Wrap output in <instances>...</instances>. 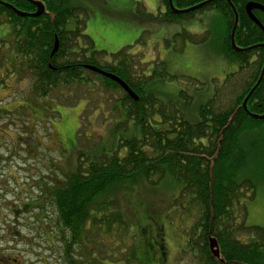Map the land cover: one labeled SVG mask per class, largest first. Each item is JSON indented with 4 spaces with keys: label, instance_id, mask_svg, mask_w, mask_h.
Masks as SVG:
<instances>
[{
    "label": "rangeland",
    "instance_id": "1",
    "mask_svg": "<svg viewBox=\"0 0 264 264\" xmlns=\"http://www.w3.org/2000/svg\"><path fill=\"white\" fill-rule=\"evenodd\" d=\"M69 4L77 14L70 18L65 29L71 31L76 21H84L83 35L91 39L102 63L117 59L113 54L125 48L129 51L132 48L131 52L148 64L149 72L154 67L153 62L163 63L166 74L177 79L163 78L147 89L154 91L161 101H174L180 91H187L193 103L187 110L180 102V109L192 119L196 118L198 108L212 97L215 87L223 83L224 77L238 69L236 62L224 56V20L215 9L196 14L188 21L164 24L143 14V7L152 16L163 13L160 0H69ZM183 34L198 39L190 41L181 37ZM175 35L176 40L166 42ZM15 41L14 26L2 25L0 205L3 208H0V236H6L8 229H15L13 215L7 208L15 207L13 201L20 196L42 211L46 207V216L51 222L57 219L53 202H44L48 200V193H40V188L32 185L34 181L49 175L52 189L53 183L59 184L64 175L68 177L76 172L80 160L85 161V166L95 156L116 153L124 157L127 151L122 146L123 140L141 137L134 120L127 116L126 109L118 101L122 92L106 89L98 78L87 75L89 81L58 89L48 97H37L29 88L26 69L16 59ZM174 44L176 53L172 49ZM78 45L84 47L82 42ZM161 68L158 66L159 71ZM193 81H198V85L193 86ZM239 146L244 163L237 182L249 181L254 192L252 198L248 193L240 198V204L246 208L242 224L264 231V124L242 133ZM180 189L170 180L155 186L138 181L111 189L105 195L109 197L104 205L109 222L99 234L92 233L94 240L99 238L96 244L87 240L83 251V248L76 250L78 259L84 264H137L130 257L132 249L139 264H202L198 254L195 256L185 247L194 218L186 212V203L182 206L175 202L180 197ZM104 200L99 198L94 210ZM35 216L39 217L38 210L19 216V248L25 251L22 259L26 263L34 260L35 252L34 248L33 254L27 249V241L31 240L38 251L48 250L42 229L34 223ZM236 222L239 224L240 220ZM99 227L93 226L92 231ZM240 233L236 234L237 240L243 244L257 241L255 234ZM260 252L259 264H264V246ZM164 254L166 260L162 257ZM49 256L54 260L55 253Z\"/></svg>",
    "mask_w": 264,
    "mask_h": 264
},
{
    "label": "trees",
    "instance_id": "2",
    "mask_svg": "<svg viewBox=\"0 0 264 264\" xmlns=\"http://www.w3.org/2000/svg\"><path fill=\"white\" fill-rule=\"evenodd\" d=\"M33 1L43 4L45 9L37 18L18 17L0 4V27L11 24L15 28V55L19 65L26 69L30 90L39 98L48 97L58 89L89 81L87 75L98 78L106 89L122 92L118 101L141 133L139 139L123 140L122 146L127 151L124 157L116 153L95 156L85 166V161L80 160L76 172L68 177L63 174L64 179L59 184L53 183L52 189L53 181L49 175L32 183L40 188V193H48V200L44 199V202H53L55 206L57 219L54 221L62 229L60 242H65L64 249L60 247L63 256L70 254L67 253L68 249L72 251L71 245L68 246V236L73 237V244L80 245L83 238L84 242H98L99 238L94 240L92 233L99 234L104 229L103 225L109 222L104 214V205L109 197L105 195L111 189L138 181H146L155 186L161 181L170 180L172 184L181 187L180 197L175 202L182 206L186 203V209H183L194 218L193 227L185 241L188 251L196 252L202 264H259L264 231L258 227L243 226L246 208L240 204L244 194H250L251 198L254 196L253 185L249 181L237 182L244 163L239 146L240 137L242 133L256 130L264 124V120L250 117V114L264 115V77L248 99L246 111L242 108L264 66V49L247 50L252 44L264 42V34L254 29L258 32H250V39L246 41L240 31L243 23L249 31L243 5L248 0H229L231 6L226 0H216L181 14L171 12L169 0H161L164 11L157 16L143 9L146 17L168 23L191 20L196 14L209 9L217 10L224 20V50L230 59L239 62L241 76H225L221 86L215 87L212 97L198 108L194 119L180 109V102L185 109L193 103L187 91H180L174 101H161L154 91L147 89L163 78L177 79L166 74L163 63L153 62L154 67L149 72L148 64H143L140 57L131 52L132 48L130 51L121 49L113 54L117 59L102 63L100 53L93 49L91 39L83 35L84 21H76L71 31L65 29L70 18L77 14L69 0ZM206 1L209 0H171L174 9L179 11ZM0 2L20 12H35V6L26 0ZM235 17L238 22L234 43L246 51L235 52L231 47L230 36ZM181 37L190 41L198 39L190 34ZM173 40H176V35L169 41ZM55 41L58 49L51 56ZM79 42L84 44L83 48H80ZM172 49L176 52V44ZM87 66L118 77L136 94L138 100L133 101L118 84L89 71ZM158 66L163 68L159 71ZM193 82V86L198 85V81ZM101 197L105 198L104 202L99 203V208L94 210ZM17 198L20 199L13 201L15 207H8L12 215L14 211L15 216H21L31 210H38L40 217H47L46 207L42 211L21 196ZM237 220H240L239 224ZM97 225L99 229L92 231V227ZM239 230L255 234L257 241L241 243L236 235L241 234ZM210 239L217 241L220 252L218 259L210 251ZM130 257L139 264L132 249Z\"/></svg>",
    "mask_w": 264,
    "mask_h": 264
},
{
    "label": "flooded vegetation",
    "instance_id": "3",
    "mask_svg": "<svg viewBox=\"0 0 264 264\" xmlns=\"http://www.w3.org/2000/svg\"><path fill=\"white\" fill-rule=\"evenodd\" d=\"M226 2L231 6V3L229 0H226ZM248 4H254V5H259L261 7H264V0H248L247 2L243 3L244 13L246 16L245 21H246L247 26H249V27H247L249 29V31H247L246 27L244 26V23H243V25L240 24L242 26V27L240 26L241 27L240 31L242 33V36H244V39H246V41H248L250 39V37H249L250 32L256 33L258 31H260L264 34V11H262L261 9H257V8H254L250 11V14L252 15V17H254V19H256L257 22L259 23V25H258L251 19L250 14L247 12L246 6ZM237 22H238V20H237ZM254 29H257L258 31L257 30L255 31ZM234 33H235V31H234ZM231 34H232V31H231ZM230 39H231V36H230ZM261 45H264V42L255 43V44H252L248 47L252 48V49H254L253 47L261 48V47H259ZM239 49H242V48H239ZM262 49H264V48H262ZM223 52H224L225 58L228 61L236 62L238 64V69L235 72L227 74L226 76H241V74L239 72V62L234 60V59H230L226 55V52L224 50V42H223ZM235 52H241V51H235ZM217 87H219V86H217ZM0 208H3V206L0 205ZM7 209H9V208H7ZM33 220H34V223H38L39 227L42 229L43 237L46 241L45 247H48V250L39 249V251H38L36 249L37 247L35 246V244L31 240L29 242L27 241L26 242L27 249L32 254H33V248L35 249L34 260H33V258L29 259L28 263L23 261L22 253H24L25 251L20 250V248H19L20 242H21V240H20L21 232L19 230L20 218H19V216H15V211H14L13 217H12V222L14 223V227L16 226L15 229H12V230L8 229L6 236H0V264H63L64 260H65V264H84L83 262H81L78 259V254L76 251V250H80L81 248H83L82 251L84 250V238L81 239V242L79 245V243L73 244L72 243L73 237L68 236V238H67L68 246L71 245L72 251L70 249H68L67 253H70V254L68 256H66V255L63 256L61 249H64V246H65L64 243L65 242L64 241L60 242V239H59L60 235H61L60 231L62 230L61 227L57 226L55 221L51 222L50 218L48 219L47 217H40V216L34 217ZM66 235H69V234L66 233ZM163 242L164 241L162 240L161 244ZM40 245H41V243H39V246ZM41 247H42V245H41ZM60 247H61V249H60ZM161 248H162V250H165L163 245H161ZM93 249L95 250L94 247H93ZM51 253H55V257H54L55 261L53 260L52 257L49 256ZM81 255L83 256L82 252H81ZM165 256L166 255L164 254L162 257L165 258V260H166ZM195 256H197L196 252H195ZM150 257H152V259H153V255L152 256L150 255ZM156 258H158V256Z\"/></svg>",
    "mask_w": 264,
    "mask_h": 264
},
{
    "label": "water",
    "instance_id": "4",
    "mask_svg": "<svg viewBox=\"0 0 264 264\" xmlns=\"http://www.w3.org/2000/svg\"><path fill=\"white\" fill-rule=\"evenodd\" d=\"M27 2L33 4L35 6V12L32 13V14H29V13H24V12H20L18 10H16L14 7L8 5V4H4L2 2H0L1 5L5 6L6 8H9L10 10H12V12L18 16V17H21V18H27V17H30V18H37L39 16H41L44 12H45V9H44V5L39 3V2H34L33 0H26ZM213 1H216V0H209V1H206V2H203L193 8H190L188 10H185V11H179V10H176L174 9L173 5H172V2L171 0H169V7H170V10L173 14H181V13H186L188 11H193V10H196V9H199L200 7H203L204 5H207ZM254 8H257V9H261L262 11H264V7H261L259 5H254V4H248L246 6V9H247V12L250 14V11ZM236 16V14H235ZM251 16V19L259 25V23L257 22L256 19H254V17H252V15L250 14ZM236 26H237V17H235V24H234V27H233V30H232V34H231V46L233 48V50L235 51H246V50H243V49H239L238 47L235 46V43H234V31L236 29ZM261 48H264V45H261L259 46ZM255 48V47H253ZM58 49V43L57 41H55V44H54V48H53V51L51 52V56H53L56 51ZM252 48H249L247 50H250ZM87 69L91 72H94L96 74H99L100 76H103L111 81H113L114 83L118 84L120 86V88L133 100V101H137L138 100V97L136 96V94H134L130 88L122 81L120 80L118 77L112 75V74H108V73H105L103 72L102 70H100L99 68H96V67H90V66H87ZM264 77V66H263V69H262V72H261V75L256 83V85L252 88L251 92L249 93V95L246 97V99L244 100L243 102V105H242V108L246 111V103L248 101V99L250 98V96L252 95V93L254 92V90L260 85L262 79ZM250 117L254 120H264V115L262 116H257V115H251L250 114ZM209 248H210V251L212 253V255L218 259L220 257V252H219V248H218V244H217V241L215 239H210L209 241ZM223 262V261H222Z\"/></svg>",
    "mask_w": 264,
    "mask_h": 264
},
{
    "label": "crops",
    "instance_id": "5",
    "mask_svg": "<svg viewBox=\"0 0 264 264\" xmlns=\"http://www.w3.org/2000/svg\"><path fill=\"white\" fill-rule=\"evenodd\" d=\"M138 6L143 7L142 5H138ZM160 8H161L162 11H164V9H163L162 6H161V0H160ZM143 9H144V7H143ZM144 10H145V9H144ZM150 15H151V14H150ZM163 23H164V24H171V23L164 22V21H163ZM167 41H169V40H166V42H167ZM164 45H165V44H164ZM124 48H125V47H124ZM133 53H134V51H133ZM175 53H176V52H175ZM134 54H135V53H134Z\"/></svg>",
    "mask_w": 264,
    "mask_h": 264
}]
</instances>
